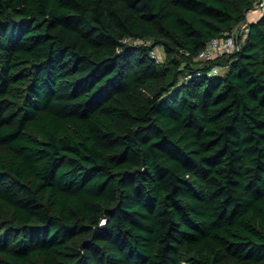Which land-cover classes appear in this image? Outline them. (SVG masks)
Here are the masks:
<instances>
[{"label": "trees", "instance_id": "1", "mask_svg": "<svg viewBox=\"0 0 264 264\" xmlns=\"http://www.w3.org/2000/svg\"><path fill=\"white\" fill-rule=\"evenodd\" d=\"M257 1L0 0V264H264Z\"/></svg>", "mask_w": 264, "mask_h": 264}, {"label": "built area", "instance_id": "2", "mask_svg": "<svg viewBox=\"0 0 264 264\" xmlns=\"http://www.w3.org/2000/svg\"><path fill=\"white\" fill-rule=\"evenodd\" d=\"M257 9H264V0H260L255 6L248 12L256 11ZM237 25L233 30L227 31L224 35L212 38L206 45V47L199 53L200 59L214 58L224 52L235 51L239 48L240 42L247 38L250 30L248 21ZM221 67L215 66L211 72H220Z\"/></svg>", "mask_w": 264, "mask_h": 264}, {"label": "rangeland", "instance_id": "3", "mask_svg": "<svg viewBox=\"0 0 264 264\" xmlns=\"http://www.w3.org/2000/svg\"><path fill=\"white\" fill-rule=\"evenodd\" d=\"M260 0H258L257 2H259ZM256 2V3H257ZM259 9H257L256 10V13H254V14H258L259 13ZM249 15V14H248ZM249 18L251 19V15H249ZM161 60H163L164 59V57H165V52H164V49L161 47V46H159V47H156V50H155V52H154Z\"/></svg>", "mask_w": 264, "mask_h": 264}, {"label": "crops", "instance_id": "4", "mask_svg": "<svg viewBox=\"0 0 264 264\" xmlns=\"http://www.w3.org/2000/svg\"><path fill=\"white\" fill-rule=\"evenodd\" d=\"M260 11H259V13L256 15V14H254V13H256V11H252V12H250V13H248L249 15H251V19L249 18V15H248V18L250 19V20H256V19H258L259 18V16H260V14H261V12H262V9H259Z\"/></svg>", "mask_w": 264, "mask_h": 264}]
</instances>
